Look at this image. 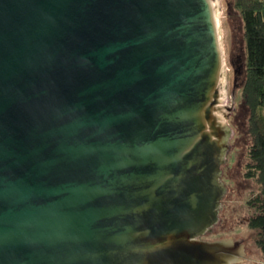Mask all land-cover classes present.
Masks as SVG:
<instances>
[{"label": "water", "instance_id": "95a60500", "mask_svg": "<svg viewBox=\"0 0 264 264\" xmlns=\"http://www.w3.org/2000/svg\"><path fill=\"white\" fill-rule=\"evenodd\" d=\"M229 4L0 0V264L247 261L202 240L226 227Z\"/></svg>", "mask_w": 264, "mask_h": 264}, {"label": "trees", "instance_id": "16d2710c", "mask_svg": "<svg viewBox=\"0 0 264 264\" xmlns=\"http://www.w3.org/2000/svg\"><path fill=\"white\" fill-rule=\"evenodd\" d=\"M231 1L243 25L244 55L242 68L235 72L237 78L242 75L243 78L240 84L235 80L232 91L235 97L237 86H240V104L238 108L233 107L230 118L242 119L245 133L250 138L246 177L255 180L259 194L249 202L255 214L247 225L255 233L254 244L264 264V0ZM239 112H246L247 117H237Z\"/></svg>", "mask_w": 264, "mask_h": 264}, {"label": "rangeland", "instance_id": "374dc122", "mask_svg": "<svg viewBox=\"0 0 264 264\" xmlns=\"http://www.w3.org/2000/svg\"><path fill=\"white\" fill-rule=\"evenodd\" d=\"M225 2L230 3L229 11L239 17L238 13L232 8V1L225 0ZM239 22L241 31L239 37L242 40L241 51H244L241 19H239ZM239 88L236 90V98L233 104V106L236 105V108L240 104ZM262 104L264 107V98ZM236 116H240L239 118H242V116L247 117L246 112H239ZM235 120L236 118H230L229 115L226 121L232 131V136L229 140L230 150L227 153L224 165L221 167V181L227 189L226 198L222 201V203H225L223 205V216L226 220V227L224 229L216 228V233L208 234L202 240L215 241L223 236H231L235 240L237 236L241 237L248 240L245 245L248 259L240 264H262L263 260L260 252L254 244L255 233L247 225L249 219L255 214V210L249 202L259 194V187L255 180L246 177L247 151L250 138L245 133L244 121L242 119Z\"/></svg>", "mask_w": 264, "mask_h": 264}]
</instances>
